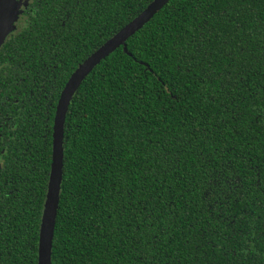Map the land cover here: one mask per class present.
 <instances>
[{"label": "trees", "instance_id": "16d2710c", "mask_svg": "<svg viewBox=\"0 0 264 264\" xmlns=\"http://www.w3.org/2000/svg\"><path fill=\"white\" fill-rule=\"evenodd\" d=\"M151 1H24L0 46V264H37L68 78ZM125 45L69 104L51 264H264V0H170Z\"/></svg>", "mask_w": 264, "mask_h": 264}, {"label": "water", "instance_id": "95a60500", "mask_svg": "<svg viewBox=\"0 0 264 264\" xmlns=\"http://www.w3.org/2000/svg\"><path fill=\"white\" fill-rule=\"evenodd\" d=\"M170 0H152L149 5L131 22L125 25L96 51L88 56L68 78L64 85L54 114L52 128V153L45 201L38 234L37 264H51V249L59 207L64 158V123L69 104L86 77L119 47L126 52L125 42L143 28ZM22 0H0V46L14 30Z\"/></svg>", "mask_w": 264, "mask_h": 264}, {"label": "flooded vegetation", "instance_id": "af4514ba", "mask_svg": "<svg viewBox=\"0 0 264 264\" xmlns=\"http://www.w3.org/2000/svg\"><path fill=\"white\" fill-rule=\"evenodd\" d=\"M22 1H25V0H22ZM21 10H22V12H23V7L21 8ZM19 15H21V14H19ZM17 23H19V17H18V20H17V22H16V27L18 26V24ZM11 114H12V117L13 118H11V121H12V123L14 124V111H12L11 112ZM9 129H10V131H11V127H9ZM14 130V129H13ZM13 130H12V132H11V135H12V133H13ZM10 135V136H11ZM1 136V135H0ZM0 155H2V151H1V153H0ZM1 166H2V163L0 162V170H1Z\"/></svg>", "mask_w": 264, "mask_h": 264}, {"label": "rangeland", "instance_id": "374dc122", "mask_svg": "<svg viewBox=\"0 0 264 264\" xmlns=\"http://www.w3.org/2000/svg\"><path fill=\"white\" fill-rule=\"evenodd\" d=\"M18 1V0H17Z\"/></svg>", "mask_w": 264, "mask_h": 264}]
</instances>
